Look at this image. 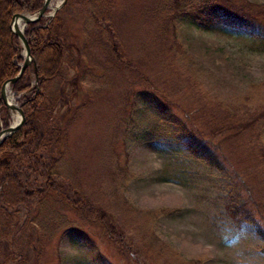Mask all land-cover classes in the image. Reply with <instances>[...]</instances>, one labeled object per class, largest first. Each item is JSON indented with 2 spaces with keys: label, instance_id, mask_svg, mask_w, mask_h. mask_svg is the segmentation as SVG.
I'll use <instances>...</instances> for the list:
<instances>
[{
  "label": "rangeland",
  "instance_id": "rangeland-1",
  "mask_svg": "<svg viewBox=\"0 0 264 264\" xmlns=\"http://www.w3.org/2000/svg\"><path fill=\"white\" fill-rule=\"evenodd\" d=\"M64 1L51 0L44 21ZM171 1L112 0L115 48L123 62H129L130 70H105L101 75L99 68L107 67L103 50L107 33L99 41L89 39L92 69L101 77L87 83L92 102L68 137L77 165L71 180L77 178L84 191L117 221L114 234L131 244L138 264H167V254L160 251L162 242L182 260L198 264H264L252 227L233 222L225 214L226 186L221 174L183 151L156 150L142 141L156 127L154 113L130 92L145 90L168 97L173 113L189 115L195 128L209 135L214 123L225 119L246 122L248 129L257 120L256 114L264 111V43L231 32L199 30L177 16L173 18L176 28L168 23L170 18L164 20L166 31L160 38L154 34L151 15L154 10L159 15L166 5L172 7ZM217 1L229 2L234 9L264 11V0ZM63 18L66 37L82 47L85 18L79 19L69 9ZM257 20L264 26V12ZM20 55L24 56L22 44ZM132 79L136 82L127 85ZM7 94L13 106L19 107L18 97L23 94L16 97L10 87ZM80 102L74 98L71 104ZM6 109L14 125L18 111ZM223 152L246 183L241 193L252 198L256 212L264 217V131L253 139L243 130L231 135L223 143ZM68 218L74 219L71 214ZM61 223L56 216L46 219L45 227L53 230L51 237L47 230V237L42 232L45 248L37 264H128L94 226H82L91 234V239L82 241L72 226L63 228ZM33 230L24 226L20 234L9 236L5 243L11 252L28 254L30 244L39 247V239L32 240ZM147 230L159 241L152 248L145 240ZM35 256L29 255L24 264H33Z\"/></svg>",
  "mask_w": 264,
  "mask_h": 264
},
{
  "label": "trees",
  "instance_id": "trees-1",
  "mask_svg": "<svg viewBox=\"0 0 264 264\" xmlns=\"http://www.w3.org/2000/svg\"><path fill=\"white\" fill-rule=\"evenodd\" d=\"M44 1L0 0V93L1 86L16 77L23 62L21 44L16 35L12 34L10 22L15 14L34 15L39 12ZM112 3V0H66L64 7L54 17L45 21L42 18L24 28L36 66L28 67L16 83L10 86L16 97L23 94L18 97V103L25 122L18 132L0 145V264H24L29 255H36L33 264H37L45 248L43 236L47 237L49 232L51 237L50 232L53 230L51 226L45 227V221L54 216L62 221L63 228L66 225L72 226L71 229L82 241L91 239V234L84 231L82 226H94L101 233L102 239L114 247L119 257L128 264L132 261L136 263L131 244L114 234L115 228L118 229L117 221L84 191L77 178L71 180V173L77 171V165L68 137L82 111L92 102V88H88L87 83L101 77L105 70L121 72L131 69L129 62L124 63L123 56L115 48L110 18ZM170 5L172 7L164 6L159 15L155 14V10L151 15L154 34L160 38H163L166 31L164 20L170 18L168 23L174 26L173 18L177 16L185 18L199 30L231 32L255 37L264 43L261 32L264 26L257 20V16L264 11L243 10L239 7L234 9L229 2L217 0H172ZM68 9L78 14L79 19L85 18L82 47L70 41L63 31L66 22L63 16L68 15ZM105 32L110 45L108 50L107 43L103 48L107 54V67L99 68L102 72L99 76L92 69L88 52L89 39L93 37L99 41ZM69 69H72V75H68ZM135 82L133 79L128 80L127 85ZM130 95L143 105L150 106L154 113L152 119L156 127L145 133L148 137L143 136V143L154 145L156 150L166 148L168 151H183L199 164L221 174L222 183L226 186L223 204L226 216L233 222L249 224L259 242V251L264 254V217L256 212L252 198L241 193L246 183L239 178L223 152V143L231 135H238L239 131L243 130L252 139L262 133L264 111L256 114L257 120L248 129L246 122L230 123L225 119L220 124L214 123L212 135H209L197 130L189 115L173 113L171 101L166 100L168 97L145 90L133 94L130 92ZM74 98H79L80 104H71ZM8 126V111L0 98V131ZM215 137L217 140L213 141ZM253 151L250 150L251 153ZM69 214L74 219H69ZM255 215L260 219L256 220ZM24 226L34 229L32 240L39 239V247L30 244L28 254L21 250L11 252L5 242H9V236L15 237L13 235L18 232L20 234ZM145 240L151 248L159 243L148 230ZM159 245L160 251L167 254V264H198L197 260H182L176 251H172L163 242ZM150 250L147 252L151 254Z\"/></svg>",
  "mask_w": 264,
  "mask_h": 264
},
{
  "label": "water",
  "instance_id": "water-1",
  "mask_svg": "<svg viewBox=\"0 0 264 264\" xmlns=\"http://www.w3.org/2000/svg\"><path fill=\"white\" fill-rule=\"evenodd\" d=\"M51 0H45L43 7L39 10V12L35 13L34 15H29L26 13L23 14H15L11 20V25H10V30L12 32V34H15L16 37L19 40V43L22 44V49L24 50V56H23V62H22V66L18 72V74L16 75L15 78L10 79L8 81H5V83L1 86V93H0V98L3 100V103L5 105V107L12 109V110H16L18 111L19 114V120L16 124L14 125H10L7 127V129H3L0 131V145L4 142V140H6L9 136L13 135L14 133L18 132V129H20V127L24 124L25 119H24V114L23 111L20 107H16L13 105H10L8 100L9 98H7V90L8 87H10L11 85H14L16 83V81L21 77V74L26 71V69L30 66H36L34 64V59L32 57V55L30 54V48H29V44L27 43V39L24 33V27L28 26L30 24H34L38 21H40L42 18L45 17L46 13L48 12L47 10L50 9L49 5H50ZM66 0L60 5V6H56L54 9L53 14L50 17H54L55 13L57 12V9L59 7H61L63 4H65ZM17 19H21L24 23L23 28H19L16 20ZM37 82V81H36ZM11 88V87H10Z\"/></svg>",
  "mask_w": 264,
  "mask_h": 264
},
{
  "label": "bare ground",
  "instance_id": "bare-ground-1",
  "mask_svg": "<svg viewBox=\"0 0 264 264\" xmlns=\"http://www.w3.org/2000/svg\"><path fill=\"white\" fill-rule=\"evenodd\" d=\"M16 23H17V25H18L19 28H21V29L23 28L24 23H23V21H22L21 19H17V20H16ZM9 92H10V91H9ZM7 95H8V94H7ZM8 102H9L10 105H13L12 99L9 98ZM13 111L17 112L16 110H13ZM13 115H14V114H13ZM14 118H15V116H14ZM18 118H19V116L16 117V119H17V120H16V123H17L18 120H19ZM14 122H15V121H14ZM16 123H15V124H16Z\"/></svg>",
  "mask_w": 264,
  "mask_h": 264
}]
</instances>
